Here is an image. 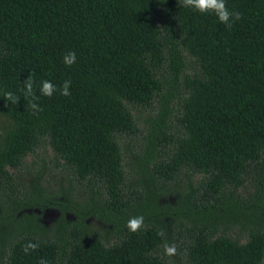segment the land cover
Here are the masks:
<instances>
[{
    "label": "trees",
    "instance_id": "16d2710c",
    "mask_svg": "<svg viewBox=\"0 0 264 264\" xmlns=\"http://www.w3.org/2000/svg\"><path fill=\"white\" fill-rule=\"evenodd\" d=\"M226 5L242 14L231 27L180 0H0V90L72 81L36 114L0 99V264H167L165 242L189 264H264V0ZM156 99L131 179L122 137L140 133L132 107ZM43 168L79 191L51 189ZM27 208L60 216L48 231ZM137 214L146 227L129 233Z\"/></svg>",
    "mask_w": 264,
    "mask_h": 264
},
{
    "label": "clouds",
    "instance_id": "9594fccd",
    "mask_svg": "<svg viewBox=\"0 0 264 264\" xmlns=\"http://www.w3.org/2000/svg\"><path fill=\"white\" fill-rule=\"evenodd\" d=\"M181 6L191 12L200 15L214 16L216 21L226 27H231L241 19V12L230 9L226 5V0H180ZM77 61V53L74 50L65 51L61 56V62L66 68H71ZM22 87L18 91L0 90V99L7 104L15 105L21 99L28 101V107L33 114L41 111L38 103L41 97L51 98L55 94L63 97L71 96V79H64L61 83H54L50 79L35 80L31 75L21 83ZM124 227L129 233H137L145 227V216L142 214L131 215L125 222ZM39 247L38 241L29 240L23 245V252L28 254ZM176 253L175 244L165 242L163 244V254L172 256ZM39 264H48V261L41 258Z\"/></svg>",
    "mask_w": 264,
    "mask_h": 264
},
{
    "label": "rangeland",
    "instance_id": "374dc122",
    "mask_svg": "<svg viewBox=\"0 0 264 264\" xmlns=\"http://www.w3.org/2000/svg\"><path fill=\"white\" fill-rule=\"evenodd\" d=\"M159 109V104H158V100H154L153 105L150 108L144 109L141 107H132V113L135 116L138 124H139V129H140V133L138 134V136H123L122 137V145L123 147L126 149V152L124 154V160H125V167H126V171L129 174L130 178H137L136 176V172L134 168V155H137L139 153L142 152L143 148H146L147 145V141H146V137L149 135L147 134V130L149 127V122H147L148 118L155 116L157 111ZM174 122L176 123V119H174ZM177 124V123H176ZM47 153V155L45 156V159L47 158L48 161L51 163V158L54 156L52 153V150L49 147H41L38 151L37 154H39L40 156H44ZM35 156H29L27 158V164H31L34 161ZM46 159V160H47ZM53 166L50 167V170H52ZM45 168H43L44 170ZM264 169V168H263ZM36 171V170H35ZM49 174V177H48ZM45 178L47 179V177L51 180H49V187L51 189H55L58 188L60 185L59 181L63 182V186L66 189H69V184H72L73 186L71 187V190H73L75 187L76 189H78V186L80 184H82V182L80 180H78L76 177L73 176V174H68L66 172L63 171H58L56 172L55 169H53V171H51L49 173L48 169H45ZM202 175L197 174L195 176V186L198 185V182L200 181V179H202ZM249 178H251L250 181V188L251 190H254L256 185L258 184L259 180H260V176L258 174L253 173ZM56 180H58V183H56ZM25 182V185L28 186L29 183L31 182L30 179L28 178H24L23 180ZM136 182V180H135ZM101 184L98 185V187H100ZM81 188L83 189L84 186L82 185ZM99 190L101 189L98 188ZM79 191V189H78ZM81 196V198L83 199V201H86L89 199V190L88 192L84 193L83 191L80 192L79 194ZM80 196L78 198H76L77 200H80ZM60 198V197H58ZM163 202H169V203H174V196H170V200L168 199H162ZM26 212H33L39 216H41V219L39 220L40 223L42 225H44V229L46 230H51L53 229L54 225L56 224L59 216H60V212L57 209H52V208H47L45 211H42L39 208H27ZM23 212H21L19 214L18 217H20L22 215ZM72 214H69L68 219L71 221L73 220ZM260 218L264 220V214H260ZM240 229H235L234 232L237 235H240L241 237H245V233H241ZM244 240V238H243ZM173 259L169 260L167 264H189L187 262V259L184 255L182 254H174L171 256Z\"/></svg>",
    "mask_w": 264,
    "mask_h": 264
}]
</instances>
